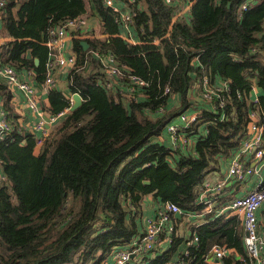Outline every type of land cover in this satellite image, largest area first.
<instances>
[{"label": "trees", "instance_id": "16d2710c", "mask_svg": "<svg viewBox=\"0 0 264 264\" xmlns=\"http://www.w3.org/2000/svg\"><path fill=\"white\" fill-rule=\"evenodd\" d=\"M90 1L107 36L83 39L85 50L81 39L73 38L76 67L69 69V88L79 93L81 104L49 129L37 153L33 135L21 132L16 118H11L15 128L0 142V264H105L114 247L141 234L145 196L174 204L183 214L204 208L197 197L205 175L247 134L254 109L247 98L250 78L261 91L257 104L264 113V0L242 11L245 0H183L192 2L189 18L175 20L177 1L116 0L133 12L136 44L118 36L119 23L103 0ZM85 11L84 0H6L0 36L9 40L0 44V64L30 71L44 83L47 30ZM28 50L39 59L37 66L26 58ZM93 51L112 54L126 74L147 85L130 92L132 85L122 76L121 89L106 91L97 84L105 73ZM205 75L229 82L212 108H198L189 98L193 82ZM7 89L0 85L10 117ZM47 98L48 114L69 106L56 89L50 88ZM190 107L199 111L185 129L195 139L194 153L152 141L174 113ZM203 125L202 133L198 127ZM225 215L207 214L192 232L198 243L182 255L185 264H203L215 245L241 257L224 255L221 264H252L239 220ZM176 237L166 252L144 255V264L170 262Z\"/></svg>", "mask_w": 264, "mask_h": 264}, {"label": "built area", "instance_id": "2783aa9c", "mask_svg": "<svg viewBox=\"0 0 264 264\" xmlns=\"http://www.w3.org/2000/svg\"><path fill=\"white\" fill-rule=\"evenodd\" d=\"M182 2L183 0H165L166 3ZM257 0H245L241 5V10H246ZM191 2V1H189ZM188 2V3H189ZM105 6L109 7L115 20L119 23L120 36L126 41H132L135 37L130 32V25L132 23L133 12L131 9L126 8L124 5H120L116 0H103ZM187 3V4H188ZM6 0H0V12L5 9ZM121 28H125L126 32L121 34ZM88 29V22L82 16L68 19L62 23L50 27L47 30V39L44 44L48 48V58L46 62V78L44 84L50 88L53 85L52 69L55 65L64 66L68 65L69 69L76 67V56L71 53L67 56H63L64 51V39L66 36L78 35L79 32H86ZM262 32L264 33V19L262 21ZM78 37H84L78 35ZM137 42V41H136ZM58 51V55H56ZM257 51V50H256ZM264 54V52H261ZM94 56L100 61L102 72L105 73L104 78L97 81V84L104 88L106 91L115 92L121 86L120 77L125 76L132 87L128 90L132 92L134 86L147 85L140 78L126 74L121 67L115 62L114 57L110 53L100 54L97 51H93ZM88 64L85 60L82 67ZM0 78H4L8 85L14 86L22 90L27 99L28 107L35 112L39 118L36 124L33 126V138L36 145H41L44 138L48 133L47 124H55L69 111V107L65 108L58 114H43V110L39 108L33 97L31 85L28 81L22 80L17 70L9 64H0ZM255 88L254 83L251 82V89ZM229 82L225 79H220L218 82H211L204 80L202 89L199 91L203 100L211 101L214 98H220L222 92L228 91ZM9 90V89H8ZM167 90H165V93ZM78 93V92H76ZM79 94V93H78ZM258 96L253 99L254 103L258 102ZM174 97H171V101ZM82 99V98H81ZM223 106V100L220 99L219 107ZM158 111H163L160 108ZM264 116V113H262ZM253 116V113L249 114V118ZM48 118V121L44 118ZM178 118L183 123V126L168 125L167 133L171 141V146L174 150L185 149L189 145L188 136L182 132V129L189 128L190 124L196 120L195 116L187 117L184 113L178 115ZM170 124V123H169ZM18 127V126H17ZM13 123L11 118L8 117L7 112L3 107V100L0 98V142L13 131ZM18 129H20L18 127ZM262 128L256 123L249 122L247 127V138L241 146L239 155L233 157L230 161L227 174L233 177L238 183L245 182L246 178L254 173V168L251 166H244L241 162L244 154L253 155L256 158H262L264 156V147ZM0 178L4 176L0 175ZM222 183H218L215 186L209 185V183H202L200 187V193L205 194V197H198L197 203L211 205V196L218 195L221 192ZM210 194V195H209ZM264 203V180L258 182L253 188L248 190L245 194L233 198L224 208H231L240 212L242 219L241 225L244 232V247L246 254L251 260L252 264H264V227L260 229V225L257 221L256 212ZM156 213L152 217L146 218L142 222V231L137 237H135L129 244L122 247H114L107 255L105 264H130L134 258L138 256H144L146 254L154 255V250L159 243L161 237L167 239L170 242L172 235L175 232V221L172 219V215L175 213H182L180 208L174 204L165 203L161 204ZM210 211V210H208ZM189 213V212H187ZM163 235V236H162ZM198 236L192 233V242L190 245H197ZM226 249L221 246H213L210 253H212L216 259H220L225 255ZM167 264H185L183 258L176 260H170Z\"/></svg>", "mask_w": 264, "mask_h": 264}, {"label": "crops", "instance_id": "0c3cea01", "mask_svg": "<svg viewBox=\"0 0 264 264\" xmlns=\"http://www.w3.org/2000/svg\"><path fill=\"white\" fill-rule=\"evenodd\" d=\"M84 1H85L86 11L82 15V17L87 20L88 29L86 32H79L80 34L78 35H81L84 37H78V35L76 36L74 34L73 35L69 34L68 36L65 37L63 56H67L71 53H74L72 46H73V38L75 37L76 38L78 37V39L83 40L88 37L89 38H93V37L105 38L107 36V34L104 32L101 26L99 17L96 15L94 5L91 3L90 0H84ZM179 3L181 4L179 7L177 6L175 8V15H174L173 20H175L176 18H185V19L189 18L190 7L192 5V2L188 3V2L182 1ZM239 9L240 11H242L240 7ZM122 32L125 33L126 29L121 28V34ZM130 32L132 36L135 37V39L132 41H127V42L131 44H136L138 42V36L132 25H130ZM119 34H120V29H119ZM119 34L118 36H120ZM6 40H9V37L0 36V44L4 43ZM55 54L58 55V51H56ZM232 58L235 61L238 60L236 56H232ZM17 72L22 80H26L30 83L35 102L37 103L39 108L43 110V114L45 116L49 113L47 111V107H48L47 96H48V90L50 88L56 89L60 91L61 93H63V95L69 100V103L72 101L71 97H72L73 92L70 91V88H69V76H68L69 66L68 65H64V66L55 65L53 67L51 73H52V78L54 82L50 88L46 87L44 83H37L34 80V74L30 71L22 70V71H17ZM205 79L209 80L212 84L214 81L218 82L221 78L219 76H215L210 80L208 76L205 75L201 81L195 80L193 82L192 90H191L193 97L190 95L189 98L190 100L192 99L193 103H195V101L198 100L196 103L197 104L196 106L198 108H202V107L208 108V106L212 108V105L210 104L212 100L208 101V100H203L202 98L201 100H199L200 99L199 93H197L202 89L203 81ZM250 81L254 83L255 88L253 90L251 89L247 96L249 101L254 105L253 111L250 112V113H253V116L249 118L250 119L249 122H254L260 128H262L261 137L263 139V147H264V118H262V112L260 111L258 104L253 102V99L256 98V96L260 95L261 91L257 87L256 81L254 78H250ZM0 85L6 86L11 93V97H10L11 105H10V109H8V111L11 114L9 112L8 113L12 116L10 117L8 116V117L13 118V119L16 118V120L14 121L17 123L18 127L20 128V131L24 132L25 135H33V126L36 124L39 116L28 107L27 99H26L24 92L14 86L8 85L7 82L4 80V78H0ZM0 98L1 100L4 101L2 92H0ZM175 101H176V97H174L172 101L170 102L176 103ZM182 111L188 115L194 114L195 112L197 113L199 112V111H195L194 109H192V107L185 109V111L184 110ZM179 113L180 112L177 111L176 113H174L173 116L170 117L171 118L169 121L170 124L167 123L164 126L163 131L159 135L153 136L152 141L162 142L168 146H171V141L167 133V126L172 125V124L183 126V123L178 118ZM224 118L225 116L222 115L220 117V120ZM53 125L54 124H50V125L47 124L48 131H50L49 129H51ZM185 129H182V132L188 136L189 145L187 148L179 149V150L183 152L194 153L195 139L192 135H188ZM198 130L203 133L205 131V125L199 126ZM246 138H247V134L244 135V137L239 141L237 149L233 151L232 153H230L229 155L217 157L218 161H217L215 169L210 170V172H208L205 175L203 183H209V185L211 186H215L218 183H222L221 192L218 195H215V196L212 195L210 197L212 199L211 200L212 203L210 207H208V205H205L204 208L202 207L199 210L192 211L189 213H184V214L181 213L179 215L173 214L172 219L176 223L175 232L173 234V237L170 242H167V239H165L164 237H161L159 240V243L157 244L154 250L155 255L166 252L171 247L174 236H177L176 238L178 239V244L176 246L175 252L173 253V256L171 257V260L182 258V255L187 253L188 247L190 246V243L192 242V232L195 231L196 228L200 224L206 222V217H207V214L209 213H212L213 216L215 215L216 217L220 215L221 213L226 212L225 218H228L230 215H236L237 219L239 220L238 221V226L240 228L239 234L241 235V239H242L243 246H244V232H243L242 225H241L242 216L240 212L237 210H233L231 208H224V207L233 198L245 194L248 190L253 188L258 182H260L261 180H264V156L260 159L259 158L255 159V157L251 154L250 155L244 154L242 156V159H241L242 164L244 166H251L255 169L254 173L248 176L245 182L238 183L233 177L227 174L231 159L235 157L236 155H239V152L241 150L240 148L241 146H243V142ZM39 150H40V145H35L34 153L39 152ZM205 194H207V192L204 194L199 192L198 197L201 196V198H203L205 197ZM198 197H197V200H198ZM221 203H224L222 208H218V206H220ZM161 207H162L161 204L158 202V199H156L155 196L153 195L145 196L142 200V213H141L142 215L139 221V226L141 227L142 222L146 218L152 217V215L156 213V211ZM256 216H257V221L260 225V229L262 230V228L264 227V203L257 210ZM244 250H245V247H244ZM229 254H231L236 259H241L240 255L234 253L232 250L226 251L225 255H229ZM142 258L143 256H138L134 258L130 264H138L140 262L144 264L145 260L142 261ZM203 264H221V259L219 261L218 259L215 258V256L212 253H209L207 259L205 260Z\"/></svg>", "mask_w": 264, "mask_h": 264}, {"label": "water", "instance_id": "95a60500", "mask_svg": "<svg viewBox=\"0 0 264 264\" xmlns=\"http://www.w3.org/2000/svg\"><path fill=\"white\" fill-rule=\"evenodd\" d=\"M80 44L84 50L88 47V43L85 40H81ZM26 58L32 59L35 66L39 64V59L33 57L29 50L26 53ZM71 99L72 101L69 103V111H73L74 109H76L82 102V99L78 93H73ZM45 119L46 121H48V118L45 117ZM145 183H149V181H145ZM179 214L180 213H175V215H179Z\"/></svg>", "mask_w": 264, "mask_h": 264}, {"label": "rangeland", "instance_id": "374dc122", "mask_svg": "<svg viewBox=\"0 0 264 264\" xmlns=\"http://www.w3.org/2000/svg\"><path fill=\"white\" fill-rule=\"evenodd\" d=\"M128 9H129V8H128ZM198 93H199V97H200L199 100H201L202 97H201V95H200V92H198ZM191 96L193 97V95H191ZM191 101H192V99H191ZM197 101H198V100H196L195 103H197ZM196 105H197V104H196ZM163 112H164V111H163ZM178 112H179V111H178ZM181 113H184V112H180L179 115H180ZM184 115H186L187 117L195 116V117L197 118V112H195L194 114H189V115L184 113ZM193 123H194V122H193ZM193 123H191L190 126H191Z\"/></svg>", "mask_w": 264, "mask_h": 264}, {"label": "bare ground", "instance_id": "6f19581e", "mask_svg": "<svg viewBox=\"0 0 264 264\" xmlns=\"http://www.w3.org/2000/svg\"><path fill=\"white\" fill-rule=\"evenodd\" d=\"M73 93H76V92H73ZM69 107V106H68Z\"/></svg>", "mask_w": 264, "mask_h": 264}]
</instances>
